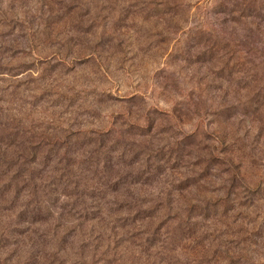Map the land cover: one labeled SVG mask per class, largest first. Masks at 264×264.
Instances as JSON below:
<instances>
[{
	"label": "rangeland",
	"instance_id": "obj_1",
	"mask_svg": "<svg viewBox=\"0 0 264 264\" xmlns=\"http://www.w3.org/2000/svg\"><path fill=\"white\" fill-rule=\"evenodd\" d=\"M166 213L188 238L147 239ZM240 262L264 264V0H0V264Z\"/></svg>",
	"mask_w": 264,
	"mask_h": 264
},
{
	"label": "trees",
	"instance_id": "obj_2",
	"mask_svg": "<svg viewBox=\"0 0 264 264\" xmlns=\"http://www.w3.org/2000/svg\"><path fill=\"white\" fill-rule=\"evenodd\" d=\"M204 41L205 42H203V43H205V47H208L210 45H214L213 42H212L213 40L211 38H206ZM216 45L218 46L219 44H216ZM213 54H214V52H209V55H213ZM64 143H66V151H65V153L63 155H65L66 153H74V151H70V149L67 146V142L65 140H64ZM52 151L54 152V154H53V156H50L47 159V161H51L52 159H54V160L58 159L57 163H61L62 160H59V154H58L57 148H52ZM42 153H43V149H42ZM45 154H48V151H45ZM70 157H73V156H70ZM4 164L7 167L8 164H6V163H4ZM64 169H66L65 170L66 171L65 174L67 176V179H66V181L63 184L60 183V186H62L60 188L62 190V192H66L67 191V186L71 185L72 181H70L69 183L67 181H69L68 178L71 180L70 177L73 174V170L72 169L67 170L68 169L67 165H65ZM45 178H46V176H42V220H43L44 217L50 216L51 213H52L51 208L48 207L49 206L48 203L50 204V197L47 195V192L44 189ZM8 188H9V186H5V189L2 190L1 193L6 192ZM33 190H34V188H33ZM53 197H55V196H53ZM80 197H81V195L76 193V199L79 200ZM144 203H147V200L144 201L143 204ZM205 209L207 210V208H205ZM36 210H40V208L39 209L37 208ZM33 211H34V207L29 209L28 212L31 214V213H33ZM153 212H154V210H147V209L143 210V209L139 208L138 210H135L133 212L134 213V216H133L134 221H135V218H137V217H140V218H143V219H146L147 217H149L150 219H155L156 218V212L155 213H153ZM36 213H39V212L36 211ZM167 214L169 215V213H166L165 215L162 216L164 218V220L160 224H158L156 226L152 225L151 229L145 231L146 232V237H147V239L149 241H151V242H162L163 244H170V243H174L173 239L176 240L177 242H179L180 240L189 237L187 235H188L189 231L192 229V226L189 224L188 221H186L184 223V226H182L180 228H179V226H176L170 232L168 230L169 226L167 228H164L165 227V223L167 221V220H165V217H166ZM75 215H77V217H76L77 219H82L83 221H85V220L91 221V220L95 219V215L92 214L90 216L88 214L87 210H79V211L76 212ZM129 217L130 216L127 215V216L124 217V219H129ZM151 222H154V221H151ZM161 227L164 230L163 235L165 236V238H163L162 240H160L161 235H160V231H159ZM167 233H169L170 235L167 234ZM192 235H193V233H192ZM192 237H193L194 240H198L199 239V236H192ZM171 245H174V244H171ZM240 264H246V263L240 262Z\"/></svg>",
	"mask_w": 264,
	"mask_h": 264
}]
</instances>
